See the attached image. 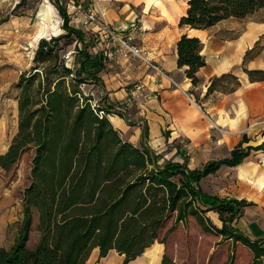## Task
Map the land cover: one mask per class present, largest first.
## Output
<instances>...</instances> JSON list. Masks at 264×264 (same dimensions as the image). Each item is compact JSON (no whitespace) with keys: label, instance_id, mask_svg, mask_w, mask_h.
<instances>
[{"label":"trees","instance_id":"16d2710c","mask_svg":"<svg viewBox=\"0 0 264 264\" xmlns=\"http://www.w3.org/2000/svg\"><path fill=\"white\" fill-rule=\"evenodd\" d=\"M52 1L65 31L33 41L31 36L29 46L40 41L34 64L15 84L17 132L9 145L2 144L8 147L0 154V168L9 170L25 150H34L18 234L10 247H0V264H86L94 248L99 257L114 249L124 254L121 264H127L154 241L165 243L167 235L190 218L204 232L220 236L217 243L226 246L222 264H264V238L252 239L233 224L246 200L208 194L199 185L202 177L222 165L240 163L264 143L243 146L248 140L244 135L228 155L190 168L185 160L160 163L159 153L123 139L107 111L99 103L93 106V95L82 87L96 79L86 68L91 55L83 32L70 24L62 2ZM24 3L19 0L13 11ZM187 4L179 25L191 28H208L264 9V0H187ZM72 41L75 53L69 64L62 51ZM176 48L178 66L185 67L196 84V71L206 63L201 40L182 34ZM237 83L234 74L222 73L212 78L207 93L217 86L232 90ZM208 210L218 213L221 226L210 220ZM35 214L39 238L30 248ZM161 264L175 262L164 252Z\"/></svg>","mask_w":264,"mask_h":264},{"label":"crops","instance_id":"0c3cea01","mask_svg":"<svg viewBox=\"0 0 264 264\" xmlns=\"http://www.w3.org/2000/svg\"><path fill=\"white\" fill-rule=\"evenodd\" d=\"M97 2L111 27L131 36L164 71L157 72L138 57L121 53L113 40L105 49L98 23L80 26L82 11L91 0L62 3L70 24L83 32L88 43L91 60L86 68L96 77L88 83L97 95L94 99L107 111L123 139L159 153L160 163L185 160L190 168L228 155L244 135L248 140L243 146L264 143V9L245 18L223 19L208 28H191L179 25L187 0ZM182 34L202 42L200 52L206 63L196 71V84L186 75L185 67L177 64L176 42ZM226 72L236 76L234 88L217 86L207 93L212 78ZM131 94L137 95V101H129ZM183 148L190 155L180 157ZM199 185L208 194L246 200L248 204L233 224L252 239L264 238V148L251 149L236 165H222L202 177ZM206 215L221 226L216 211L208 210ZM21 219L20 202L11 190L0 191V247L15 242ZM163 253L164 243L156 240L127 264H161ZM123 259L124 254L114 249L99 257L94 248L86 264H121Z\"/></svg>","mask_w":264,"mask_h":264},{"label":"rangeland","instance_id":"374dc122","mask_svg":"<svg viewBox=\"0 0 264 264\" xmlns=\"http://www.w3.org/2000/svg\"><path fill=\"white\" fill-rule=\"evenodd\" d=\"M2 1L5 5L0 6V22L5 21V23L0 25V150L3 148L2 144H10L17 132L19 90L15 84L20 74L29 70L34 64L33 57L40 41L39 39L34 47L29 46L31 36L33 41L43 35L54 36L65 31L62 28V17L52 0H25V3L15 11H13L14 5L19 0ZM14 1L17 2L14 4ZM61 1L65 4L66 0ZM10 2L14 5H9ZM45 38L48 39V37ZM74 45L75 41H72L65 45L62 51L69 64L74 59ZM79 45L83 46V43ZM88 83L83 84L82 87L86 92L93 93V98H97L94 88ZM185 152L183 148V152H179L180 157ZM33 155L34 150L27 149L9 170L0 168V179L3 180L0 182V191L11 190L20 202L22 210L23 192L31 183ZM171 222L172 218L161 230V236ZM36 224L35 214L33 228L27 242L30 248L36 245L39 238ZM219 240L220 236L204 232L195 220L190 218L185 226L179 224L167 235L164 252L175 264H222V254L226 246L218 244Z\"/></svg>","mask_w":264,"mask_h":264},{"label":"built area","instance_id":"2783aa9c","mask_svg":"<svg viewBox=\"0 0 264 264\" xmlns=\"http://www.w3.org/2000/svg\"><path fill=\"white\" fill-rule=\"evenodd\" d=\"M61 2V1H60ZM92 23H98L100 25L101 31H103V46L105 49H108L110 47V40L115 41L119 47L121 48V53L123 52L125 55H134L141 59L144 63H146L148 66H150L152 69H154L157 72L164 73L163 69L156 63L152 61V59L149 57L148 53L142 49L139 45L134 43L132 41V37L129 35L121 34L115 31L110 23L106 20L104 12L102 11L100 5L98 4L97 0H91V3L89 6H87L83 11L81 15V19L79 21V25L82 27L88 26ZM114 54V53H112ZM109 56L111 53L108 54ZM176 84V83H175ZM93 95V93H91ZM137 95L131 94L129 97V101H137ZM93 106L99 105L98 101L93 99L92 101ZM200 106V105H199ZM201 107V106H200ZM100 114L104 112L103 109H100ZM204 114L206 117L210 120V122L213 124L214 127H217L215 123L212 121L210 116L207 112L204 111ZM185 155H190V151L185 152Z\"/></svg>","mask_w":264,"mask_h":264},{"label":"bare ground","instance_id":"6f19581e","mask_svg":"<svg viewBox=\"0 0 264 264\" xmlns=\"http://www.w3.org/2000/svg\"><path fill=\"white\" fill-rule=\"evenodd\" d=\"M39 13H40V12H39ZM39 13H38V14H39ZM41 14H43V13H41ZM43 16H44V15H43Z\"/></svg>","mask_w":264,"mask_h":264},{"label":"water","instance_id":"95a60500","mask_svg":"<svg viewBox=\"0 0 264 264\" xmlns=\"http://www.w3.org/2000/svg\"><path fill=\"white\" fill-rule=\"evenodd\" d=\"M43 38H45V37H43Z\"/></svg>","mask_w":264,"mask_h":264}]
</instances>
